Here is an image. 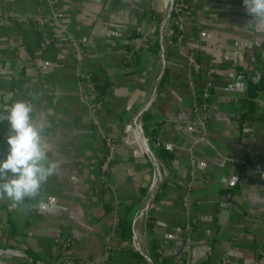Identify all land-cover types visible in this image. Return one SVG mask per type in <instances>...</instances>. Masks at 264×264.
I'll use <instances>...</instances> for the list:
<instances>
[{"label":"crops","instance_id":"1","mask_svg":"<svg viewBox=\"0 0 264 264\" xmlns=\"http://www.w3.org/2000/svg\"><path fill=\"white\" fill-rule=\"evenodd\" d=\"M184 3L179 38L172 42L170 25L166 30L165 78L143 113L149 114L145 126L153 140L145 137L141 120L153 155L159 149L170 155L155 156L164 178L159 188L155 168L129 141L157 80L159 52L137 53L131 64L121 51L140 44L133 35L153 32L156 43L160 0H0V155L6 150L7 106L26 101L32 123L43 128L49 159L57 164L36 199L13 207L0 197V264H27L26 254L39 259L35 264H92L107 247L113 251L107 264H141L132 255L133 241L123 242L112 231L136 204L132 227L153 187L156 201L137 230L153 264H173L184 253L185 227L192 219L184 264H264V24L246 14L241 0ZM70 40L86 53L80 66ZM189 53L202 68L199 87L213 74L207 123L192 113L185 76ZM250 82L261 88L249 112L244 101ZM95 86L103 101L98 123L118 145L105 184L98 168L104 144L91 114ZM203 133L210 144L198 142ZM133 142L140 149L138 131ZM186 194L188 210L182 205ZM57 239L69 244L61 262Z\"/></svg>","mask_w":264,"mask_h":264},{"label":"clouds","instance_id":"2","mask_svg":"<svg viewBox=\"0 0 264 264\" xmlns=\"http://www.w3.org/2000/svg\"><path fill=\"white\" fill-rule=\"evenodd\" d=\"M246 14L264 24V0H241ZM32 106L16 101L2 117L7 122L6 150L0 155V197L13 207L40 196L42 187L55 174L57 164L49 159L42 143L43 128L32 123Z\"/></svg>","mask_w":264,"mask_h":264},{"label":"built area","instance_id":"3","mask_svg":"<svg viewBox=\"0 0 264 264\" xmlns=\"http://www.w3.org/2000/svg\"><path fill=\"white\" fill-rule=\"evenodd\" d=\"M185 10V4L182 0L179 1V3H175L174 9H173V16L172 21L178 25V30L181 32L183 25L181 24L182 19L181 15L183 11ZM41 17V13H37L34 18L33 22L38 27L39 26V19ZM171 24V21H170ZM169 24V25H170ZM170 31L168 30L167 34L169 35ZM179 36H176V39H178ZM155 42L153 37V32H150L149 34L143 35L140 38V44H138L136 47L132 49V51L128 52L127 50L123 49L121 51L123 60L125 63H130L131 58L133 54L137 55V53H140L142 51H147L151 45ZM70 50L72 51L73 58L75 60V63L77 66H80L81 61L85 57V51L82 49V47L76 43L74 40H70ZM202 73V68L199 64V62L196 59V56L193 53H189L185 57V76H186V83L189 91L194 97V103L192 106V113L196 121H200L202 123H207L211 118V108H210V97H211V89H212V82H213V74L212 72L207 73V80L206 84L203 88L199 87V78ZM90 97L92 98L91 103V114L93 116V119L95 121V129L98 135V138L103 140L104 144V153L103 157L101 159V162L99 164V172L101 177V183L105 184L108 178V175L111 171V168L117 161L118 156V145L108 139L104 136L102 128L100 124L98 123L96 112L101 109V106L103 104V101L101 97L99 96L97 90L92 87L90 92ZM206 134L203 133L201 138H199L198 142L203 144H210L209 140L205 136ZM146 140V139H145ZM256 170H259V168H256ZM189 201L190 196L189 194H186L185 197L182 199V205L183 207L188 210L189 207ZM119 221L116 222L112 234L118 235L119 227H118ZM196 220L192 219L189 220L185 227V246L183 249V252L181 255L176 256L172 259L173 264H184L188 261V251H189V245H190V236L194 230ZM57 245L59 246L60 251V259L59 262L63 261L66 257V249L69 246L67 241H63L60 239H57L55 241ZM113 256V251L107 247L105 254L102 259L94 261L92 264H107L110 258ZM184 262V263H183Z\"/></svg>","mask_w":264,"mask_h":264},{"label":"water","instance_id":"4","mask_svg":"<svg viewBox=\"0 0 264 264\" xmlns=\"http://www.w3.org/2000/svg\"><path fill=\"white\" fill-rule=\"evenodd\" d=\"M176 1L177 0H164L163 1L162 16L157 25V38H156V44L159 48V57H160L159 73H158L154 88L149 96V99L147 100V102L142 107V109L140 110V112L138 113V115L135 117L133 121V129L129 135L130 136L129 141H130L131 147L135 151H140L142 154H144L149 159L153 167L155 168L156 174L159 180V185H158L159 188L162 184H164L163 174L161 172L158 161L156 160L155 156L153 155V153L151 152V150L146 144V140L144 138V135L141 129V120H142L143 113L153 103L159 91V88L165 78V75H166L167 52H166V47H165V34H166L167 27L169 26L170 21L173 17V9H174ZM136 131L140 133V137H141L140 149L133 142V134ZM156 198L157 197L154 196L152 199L150 198V199L143 201L141 206L135 212L134 217H133V222H132L133 244H134V247L137 253L140 255L141 259L145 262V264H153V262L151 258L149 257L148 252L143 250V248L141 247L138 241L139 239H138L137 230H138L139 223L146 217L149 209L152 207L153 203L156 201Z\"/></svg>","mask_w":264,"mask_h":264},{"label":"trees","instance_id":"5","mask_svg":"<svg viewBox=\"0 0 264 264\" xmlns=\"http://www.w3.org/2000/svg\"><path fill=\"white\" fill-rule=\"evenodd\" d=\"M180 0H177L176 1V4L179 3ZM183 3H184V0H182ZM185 4V3H184ZM149 15H150V19L153 21V22H157L156 20V16L154 14V12L152 10L149 11ZM173 19H174V16H173ZM157 24V23H156ZM181 32H179L178 30V25H176L172 20H171V24H170V38L172 40V42H174V40H176V36H179ZM154 35L156 36V30H155V33ZM142 36H138V35H133V38H136V39H140ZM125 50H127L128 52L132 51L131 48H125ZM149 50L155 54H158L159 52V48L157 46V44L154 42L153 45H151L149 47ZM136 56L137 55H134L132 56L131 58V64H135L136 63ZM130 64V65H131ZM200 84V83H199ZM261 86L258 85V84H255V83H248L247 85V91H248V97L247 99H245L244 103H245V106H247V110L250 112V110L252 109V100L254 99L255 95H256V92H258L260 90ZM95 89L98 90V88L95 86ZM100 96V95H99ZM211 100V98H210ZM149 120V114L148 112L145 113L143 115V118H142V121H143V132H144V135L145 137L148 139V140H153L154 139V135L149 133L146 129V126H145V123ZM155 156L157 158H160V156L164 157V158H170V155L168 153H166L164 150L162 149H159L158 152H155ZM145 192L144 191H141L140 192V195H143ZM135 205L136 204H133L130 209H128L126 215L122 218V219H119V223H118V227H119V231H118V237L123 241V242H129L131 243L133 241V233H132V227H131V221H130V217H131V214L132 212L134 211L135 209ZM9 226H10V229H11V235H15L16 232H15V229H14V226L12 225L11 222H9ZM155 247L151 246L150 249H149V252L153 253V256H156L155 255ZM132 255L137 258L141 264H143V261L141 260V257L138 253L136 252H133ZM26 257L28 258V263L29 264H35L39 261V259L34 256V255H31V254H26ZM27 263V264H28Z\"/></svg>","mask_w":264,"mask_h":264},{"label":"bare ground","instance_id":"6","mask_svg":"<svg viewBox=\"0 0 264 264\" xmlns=\"http://www.w3.org/2000/svg\"><path fill=\"white\" fill-rule=\"evenodd\" d=\"M163 1H164V0H160V8L162 7L161 5H163ZM153 192H154V187H153V189L151 190V195H150L149 199L152 198Z\"/></svg>","mask_w":264,"mask_h":264},{"label":"rangeland","instance_id":"7","mask_svg":"<svg viewBox=\"0 0 264 264\" xmlns=\"http://www.w3.org/2000/svg\"><path fill=\"white\" fill-rule=\"evenodd\" d=\"M157 6L159 7V3H158V1H157ZM162 6V5H161ZM162 8V7H161ZM162 11V10H161ZM160 11V13L158 12V15L159 16H162V12Z\"/></svg>","mask_w":264,"mask_h":264}]
</instances>
